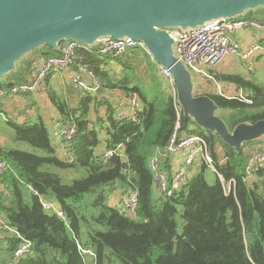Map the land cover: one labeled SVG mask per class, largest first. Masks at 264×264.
Segmentation results:
<instances>
[{"label":"trees","instance_id":"1","mask_svg":"<svg viewBox=\"0 0 264 264\" xmlns=\"http://www.w3.org/2000/svg\"><path fill=\"white\" fill-rule=\"evenodd\" d=\"M239 18L264 22V6L235 17ZM59 47L43 45L23 57L17 70L0 81V87L29 81L33 56H58ZM134 53L127 58L104 56L99 44L88 49L81 46L72 66L76 70L86 65L107 92L138 95L142 107L133 120H118V109L103 94L79 92L73 103L54 89L48 90L59 112V123L71 120L78 126L71 151L62 153L64 147L54 140L41 114L20 121L13 116L15 106L7 111L0 103V111L8 114L7 121H0V139L4 136L12 143L18 140L42 151L30 152L0 141V157L11 165L0 175V216L4 224L0 227V264H85L78 241L96 252V264H264V163H256L252 179L247 178L249 157L264 149V138L245 143L239 152L182 115L181 133L205 137L217 172L204 163L182 190L172 196L159 194L150 159L170 143L178 113L156 62L146 49ZM115 58L124 61L121 78L107 67ZM145 60L148 67L144 71L140 65ZM215 74L218 81L243 89L251 100L207 93L230 129L241 122L264 120V80ZM3 98L10 96L0 100ZM120 144L123 151L107 162L99 160L104 149ZM170 157L162 158L168 171ZM208 170L215 174L213 182L207 179ZM232 180L227 191L225 182ZM130 192L137 193V217L112 202L113 196L124 199ZM40 196L58 202L67 221L46 211ZM10 228L39 247L15 260L16 248L23 240Z\"/></svg>","mask_w":264,"mask_h":264},{"label":"water","instance_id":"2","mask_svg":"<svg viewBox=\"0 0 264 264\" xmlns=\"http://www.w3.org/2000/svg\"><path fill=\"white\" fill-rule=\"evenodd\" d=\"M262 6L264 0H0V81L40 46L56 49L77 41L90 47L106 36L131 37L171 72L184 119L241 152L245 143L264 138V120L230 129L217 103L208 94H196L195 78L179 60L168 29L190 30ZM104 92L102 86L97 90Z\"/></svg>","mask_w":264,"mask_h":264},{"label":"built area","instance_id":"3","mask_svg":"<svg viewBox=\"0 0 264 264\" xmlns=\"http://www.w3.org/2000/svg\"><path fill=\"white\" fill-rule=\"evenodd\" d=\"M253 30L264 32V22L255 18H239V19H226L220 18L211 23L202 25L201 27L180 30L168 29L175 41V48L179 60L187 65L191 73L198 78L210 80L214 82L215 90L220 95H225L230 98L251 102L250 98L245 94L243 89L238 90L236 93L227 92L221 83L217 80L215 72L221 65V62L228 58H235L239 62L254 63L259 55L264 53V45L259 39L254 38L250 43L243 44L238 41L235 36L241 30ZM100 53L104 56L107 54L113 56H121L130 50L146 49L145 45L138 40L131 37L124 39H116L111 36L102 38L99 42ZM82 45L77 41H68L62 44L61 54L58 56H50V58H40L37 60L34 67L33 75L29 81L14 83L9 88L0 87V98L4 96H16L24 93H37L42 91L46 79L53 71L73 69L78 48ZM83 47V46H82ZM86 48V47H85ZM147 50V49H146ZM148 52V50H147ZM149 53V52H148ZM161 75L166 80L169 86L173 104H175L178 119L176 121L175 131L169 140V144L165 151L158 152L150 159V168L154 185L159 194L163 196H172L178 191L182 190L184 186L191 180V177L197 172L200 165L206 163L214 172H217L215 161L210 154V146L205 137L198 133H181V105L177 101V93L172 81V74L167 68H160ZM72 82L82 94L97 93L101 87V81L97 75L86 65L78 66V69H73L71 75ZM125 109H118V120L135 119L136 113L141 109L138 97L129 96L125 102ZM8 116L5 112L0 111V121H7ZM62 127L58 131L59 140L65 151H71L73 148L72 140L78 132V126L73 121H65L61 124ZM123 145H118L116 148L104 149L99 154V160L107 162L110 156L115 153L123 151ZM166 155L174 156V164H171V170H165L162 158ZM264 163V149L253 153L249 157L247 165V178L252 179V170L256 163ZM11 169L5 160L0 157V175L8 172ZM219 178L224 181L223 177ZM232 181L225 182L227 191L231 190ZM38 194L37 191H35ZM40 202L46 211L55 213L61 219L67 221L66 214L60 204L54 200H48L40 196ZM114 206L123 210L131 217L138 215V200L137 193L130 192L124 199L120 198L115 202ZM2 218L0 216V227H3ZM11 232L17 234L23 242L16 248L15 260L23 258L33 252L34 244L25 240L13 228ZM78 248L85 264H96L97 255L92 249L83 247L78 241Z\"/></svg>","mask_w":264,"mask_h":264},{"label":"crops","instance_id":"4","mask_svg":"<svg viewBox=\"0 0 264 264\" xmlns=\"http://www.w3.org/2000/svg\"><path fill=\"white\" fill-rule=\"evenodd\" d=\"M235 38L243 44H248L252 40H254V38L256 39L258 38L259 41L264 45V32H260V31L256 32V31L249 30V29L241 30L236 34ZM88 47L89 46H87L86 48L88 49ZM142 50L143 49L130 50V51H127L126 54L121 55L119 57L124 58L126 57V55H133L135 54L134 52H139ZM40 58H44V57H41L40 54H35L33 56L34 63H33V67H32V70L29 76V80L31 79L33 75V71L35 70L34 67L36 65V62ZM151 59L153 60L152 56H151ZM19 63H18V67H19ZM157 66L160 70L161 66H159L158 64ZM262 66H264V53L260 54L259 58L253 64L244 63L242 61L239 62L233 57L228 58L227 60H225L224 63L221 62V65L219 66L216 72L227 73V74H242L247 77H256L258 80L259 79L264 80L262 78H258V74ZM23 67H26V63L23 65ZM107 67H109L110 70L115 73L117 78H121L125 73V70H124L125 67H124L123 60H118L116 58L111 59L108 61ZM140 67H141V70L145 71V69L148 67L146 60L142 61ZM72 72H73V69H69V71H65V70L53 71L50 73V76L46 80L43 86L44 89L42 91L37 92V93H32L31 95H27V96L16 95L10 98H3L0 100V103L1 102L3 103V107L6 108L7 111L12 110L13 109L12 107L15 106L14 107V110H15L14 117L21 116L19 119H22V120L26 118L27 116L28 117L33 116L36 118L38 114H41L44 117V120H46V122L48 123V126H50L51 132L53 133V136H54V140H56L57 143L59 142V145H60L61 143L59 140L60 138L58 135V131L61 129L62 125L61 123H59V119H60L59 112L57 111L56 107H53L51 100L49 98L48 90L54 89L61 95L66 96L67 99H69V101L71 100V102L76 103L78 94L81 91L78 89V87L76 88V86H74V83L72 82V79H71ZM159 73L161 74L160 71ZM193 76L195 78L196 94L203 95V94L214 92L215 85H216L214 84V82L210 80H206V79H202V81H200L201 80L200 78H198L195 75ZM145 80L149 81V78ZM220 83H221V86L227 92L230 91V92L236 93L239 90L234 85L226 83L224 81H221ZM116 91H117L116 94H112L114 97L112 99L110 98L109 99L112 102V104L115 105L117 109L121 108L124 110L126 107L125 102L129 99V96H126L121 91H118V90ZM102 94L105 95L104 97H108V95L111 93L110 91L107 92L105 90V92ZM134 96L138 97V95H134ZM103 110L104 109H102V111ZM0 140H2L1 141L2 144L8 143V141L6 140V137H3V139H0ZM63 152L65 153L64 149L62 150V153ZM174 160H175V157L171 156L170 163L174 164ZM120 198L121 197L118 196V194L116 196H113L112 198L113 204H115V202H118Z\"/></svg>","mask_w":264,"mask_h":264},{"label":"rangeland","instance_id":"5","mask_svg":"<svg viewBox=\"0 0 264 264\" xmlns=\"http://www.w3.org/2000/svg\"><path fill=\"white\" fill-rule=\"evenodd\" d=\"M60 49L62 48V45L59 47ZM61 51H62V49H61ZM225 61H223L222 63H224ZM255 63V62H254ZM253 64V63H252ZM189 69V68H188ZM258 78H262V79H264V66H262L261 68H260V71H259V74H258ZM110 93L111 94H109L108 95V97L107 98H110V99H112L114 96L112 95V94H116L117 93V91L115 92V91H110ZM13 116H15V115H13ZM21 116H18L17 118L19 119ZM19 120H22V119H19ZM4 122V121H3ZM4 137V136H3ZM3 137L1 138V139H3ZM0 141H2V140H0ZM8 141V143L7 144H12L11 146H15V147H17V148H19V149H23V150H27V151H30V152H36V153H42V151L40 150V149H38V148H36V147H32V146H30L29 144H27V143H25V142H21V141H14V143H12L10 140H7ZM61 174H63L62 172H61ZM81 174H79L78 176H80ZM206 176H207V179H209L210 180V182H213L215 179V174L211 171V170H208L207 171V173H206Z\"/></svg>","mask_w":264,"mask_h":264}]
</instances>
